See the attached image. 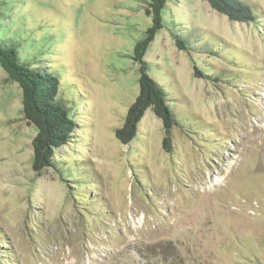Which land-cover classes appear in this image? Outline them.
Instances as JSON below:
<instances>
[{"label":"rangeland","instance_id":"374dc122","mask_svg":"<svg viewBox=\"0 0 264 264\" xmlns=\"http://www.w3.org/2000/svg\"><path fill=\"white\" fill-rule=\"evenodd\" d=\"M242 1L255 21L166 4L143 61L182 126L165 133L149 109L122 144L148 0H0V41L55 75L75 123L58 167L34 172L37 131L0 67V264H161L168 249L174 264H264V0Z\"/></svg>","mask_w":264,"mask_h":264},{"label":"trees","instance_id":"16d2710c","mask_svg":"<svg viewBox=\"0 0 264 264\" xmlns=\"http://www.w3.org/2000/svg\"><path fill=\"white\" fill-rule=\"evenodd\" d=\"M171 0H148L145 14L151 19V26L145 36L134 47V60L139 62V93L129 107L124 123L116 131V137L122 144H128L134 137L138 122L144 113L151 109L162 121L167 133L173 126H182L174 116L170 104V94L164 86L154 81L148 75V65L143 61L148 44L155 34L163 28L162 11ZM230 21L249 23L256 17L251 7L242 0H201ZM173 40L179 50L190 52L192 45L185 38L173 35ZM210 42V38L208 39ZM0 67L6 74V80L16 83L22 90V114L29 126L36 129L32 141V169L39 173L46 168H57L56 151L69 143V137L74 132V120L68 115V109L58 98L59 81L48 68L37 70L20 61L17 49L10 43L0 41ZM196 75L206 76L195 67ZM164 139V144L167 142ZM167 148V147H166ZM61 172V171H60ZM164 252V251H163ZM175 258L171 249L163 253L161 264H171Z\"/></svg>","mask_w":264,"mask_h":264}]
</instances>
